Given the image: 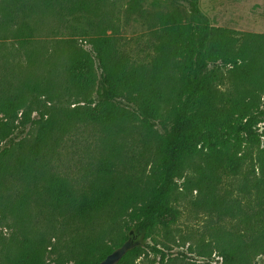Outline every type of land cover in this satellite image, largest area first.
Here are the masks:
<instances>
[{"label":"trees","instance_id":"trees-1","mask_svg":"<svg viewBox=\"0 0 264 264\" xmlns=\"http://www.w3.org/2000/svg\"><path fill=\"white\" fill-rule=\"evenodd\" d=\"M187 1L186 13H156L149 29L130 39L117 29L90 36L83 30L89 51L58 42L63 54L54 49L38 68L21 59V53L32 58L37 20L15 25L14 15L7 16L18 47L6 55L0 44V144L33 123V112L39 117L31 140L0 147V227L12 230L8 237L0 232V264H44L40 228L79 237L120 200L129 225L111 245L102 237L86 242L71 262L98 264L130 231L145 241L156 228L175 225L180 188L195 191L191 203L210 217L196 257L217 256L220 264H256L264 257V132L257 128L264 123V104L257 103L264 95V34L215 26L198 0ZM106 5L45 0L41 18L73 26L81 16H95L96 27L112 25L101 19ZM6 8L0 4V16ZM166 122L169 130L156 134L154 126ZM85 131L97 150L77 166L62 153ZM140 133L150 141L153 185L122 194L121 152L130 142L135 147ZM149 250L159 264H208L184 254L172 258L155 245ZM142 251L134 247L117 264H137Z\"/></svg>","mask_w":264,"mask_h":264},{"label":"rangeland","instance_id":"rangeland-1","mask_svg":"<svg viewBox=\"0 0 264 264\" xmlns=\"http://www.w3.org/2000/svg\"><path fill=\"white\" fill-rule=\"evenodd\" d=\"M7 3L6 11L0 16V44L6 49V55L10 52L11 46L18 47L15 39L10 32L13 27L7 25V17L13 14V22L18 25L22 21L33 22V45L30 49L32 58H28L21 53V59L25 62L29 60L36 68L41 66L49 55L57 48L59 53L63 54L65 48H58V42L63 45H71V50L83 49L90 50L88 38L102 29L107 34H110L113 29L126 39L145 33L152 23V18L156 13L171 12L180 10L186 13L189 10L187 0H107V5L102 9V17L104 21L110 23L97 26L99 17L87 16L79 17V22L72 25H65L63 21L56 20L52 17L41 18L44 11L45 0H0V4ZM200 10L207 16L213 25L226 27L239 32H251L264 34V0H198ZM132 8L135 10L131 11ZM144 13V17L139 15ZM12 15V16H13ZM41 18V19H39ZM89 31V36H83L81 31ZM56 51V50H55ZM8 60V58H3ZM54 60V59H51ZM226 69H222L226 76ZM97 75H100V70L97 69ZM221 90L222 87H220ZM257 103L262 106L264 104V95L258 94ZM64 107L65 104H57ZM39 115L33 112L31 116L32 122L26 125L21 132L20 129H15L10 138L4 143L8 145L10 141L16 142L23 137L33 138L37 124L35 123ZM258 132H264V123L258 126ZM155 133L160 135L169 130V122L154 126ZM87 134V135H86ZM91 133L85 131L81 139L77 140L73 147L67 148L66 152L62 153L64 160L72 161L73 164L86 165L93 160L96 153L97 143L91 139ZM136 146H126L121 152V165L118 168L119 173V193H139L142 194L147 188L153 185L151 172V147L150 141L142 137V134L134 136ZM149 142V145L148 143ZM127 143V144H128ZM261 146L264 147V136L261 138ZM186 171L181 172V178ZM182 179L177 181L180 186ZM196 192H189L185 189H179L174 194L175 206L181 211V216L176 224L170 229L164 230L158 227L154 230L151 238L142 241V237H135V240L142 245L143 253L137 258V264H159V255H154L149 246L155 245L162 250L167 256L177 258L180 254H184L189 258H194L198 262H208V264H220V258L213 256L207 261L204 258L196 257L195 250L201 246V235L203 239L207 238L205 229L210 227V217L200 211L191 202L194 200ZM123 198V197H122ZM121 201L118 200L106 212H102L95 217L93 223L82 232L79 237L68 233L66 230H49L40 228L39 233L44 235L45 245L47 248L43 253L44 264H71L77 258L78 253L82 249V245L96 238L102 237V243L111 245L117 234L125 225H129V219L126 213L122 212L119 207ZM0 232L4 236L11 235L12 230L0 227ZM200 241V242H199ZM197 246V248H196ZM178 264V263H169ZM256 264H264V257L257 259Z\"/></svg>","mask_w":264,"mask_h":264},{"label":"water","instance_id":"water-1","mask_svg":"<svg viewBox=\"0 0 264 264\" xmlns=\"http://www.w3.org/2000/svg\"><path fill=\"white\" fill-rule=\"evenodd\" d=\"M140 242L135 240L133 231L129 232V238L117 249L113 250L98 264H117L121 258L134 247L138 246Z\"/></svg>","mask_w":264,"mask_h":264}]
</instances>
